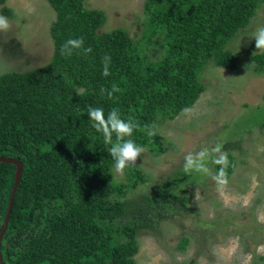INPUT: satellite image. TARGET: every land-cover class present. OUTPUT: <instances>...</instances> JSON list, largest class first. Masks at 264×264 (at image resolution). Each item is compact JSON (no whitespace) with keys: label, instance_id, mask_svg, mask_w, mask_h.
<instances>
[{"label":"trees","instance_id":"1","mask_svg":"<svg viewBox=\"0 0 264 264\" xmlns=\"http://www.w3.org/2000/svg\"><path fill=\"white\" fill-rule=\"evenodd\" d=\"M47 1L56 13L50 60L0 75V156L23 165L1 258L4 264H135L138 231L153 230L160 218L172 215L174 203L184 204L187 196L177 190L191 177L180 171V180L170 178L139 198L128 197L146 175L138 164L113 180L114 161L87 110L100 107L107 114L118 108L122 118L138 122L132 139L139 146L164 152L157 123L194 104L205 88L199 73L208 61L236 67L227 43L264 0H144L139 38L122 27L100 32L105 14L84 0ZM0 6L9 15L5 0ZM81 37L91 53L60 54L66 40ZM105 54L111 56L108 77L102 75ZM252 58L254 71L261 73L264 51ZM113 84L120 91L111 99L101 94ZM227 155L228 177L236 162ZM212 166L217 174L220 166ZM15 171L16 165L0 161V231Z\"/></svg>","mask_w":264,"mask_h":264},{"label":"rangeland","instance_id":"2","mask_svg":"<svg viewBox=\"0 0 264 264\" xmlns=\"http://www.w3.org/2000/svg\"><path fill=\"white\" fill-rule=\"evenodd\" d=\"M143 2L84 0L86 7L105 14L100 32L122 27L133 38L142 31ZM5 6L10 13L0 11V16L10 28L0 32V75L46 64L53 51L55 10L47 0H5ZM260 25L264 2L227 43L237 57L236 67L208 61L199 73L205 88L194 104L157 123L165 151L144 149L138 167L147 179L128 197L139 198L167 179H179L190 152L220 145L236 166L222 189L212 179L216 174L211 161L210 174H186L191 180L182 178L177 190L178 196H187L184 204L174 203L172 215L160 218L153 230L138 231L135 264H264V127L259 126L264 121V70L254 71L255 41L247 37ZM113 171L115 182L124 177Z\"/></svg>","mask_w":264,"mask_h":264},{"label":"clouds","instance_id":"3","mask_svg":"<svg viewBox=\"0 0 264 264\" xmlns=\"http://www.w3.org/2000/svg\"><path fill=\"white\" fill-rule=\"evenodd\" d=\"M10 24L6 17L0 16V32H7ZM249 40L255 41L256 51H264V25L257 26L248 36ZM254 52V55L256 53ZM74 52L87 55L92 52L91 47H84V39L73 38L66 40L60 48L62 56L71 57ZM103 71L102 75L108 77L111 75V56L105 54L101 60ZM120 89L113 84L111 90L102 88L101 94H107L111 99L113 94L119 92ZM88 119L92 122V126L98 133L102 134L103 142L107 147V152L114 161V170L117 174L123 175L125 169L136 165L138 157L144 153V148L139 146L132 136L134 131L139 128V124L133 117L127 119L122 118L118 108H111L107 114L103 108L89 107L87 110ZM153 130L149 135H155ZM211 161L219 165V171L212 179L216 182L218 188H224L228 184L227 172L229 167V159L227 152L222 151L220 145H216L211 150L205 148L196 153H188L184 157V172L190 174L193 171L210 174L207 166Z\"/></svg>","mask_w":264,"mask_h":264},{"label":"water","instance_id":"4","mask_svg":"<svg viewBox=\"0 0 264 264\" xmlns=\"http://www.w3.org/2000/svg\"><path fill=\"white\" fill-rule=\"evenodd\" d=\"M0 161L1 162H6V163H12V164L16 165L14 185H13L12 193H11V196H10V199H9V203H8L6 217H5V220H4V223H3V227H2V229L0 231V241H1L2 235H3L4 231H5V228L7 226L9 218H10L11 209H12V205H13V200H14V196H15V192H16V188H17L18 182H19V180L21 178V172H22L23 165H22V162L20 160L13 159L11 157H1L0 156ZM140 161H141V156L138 157L136 165L140 164ZM0 264H4V262H3L2 258H1V255H0Z\"/></svg>","mask_w":264,"mask_h":264}]
</instances>
